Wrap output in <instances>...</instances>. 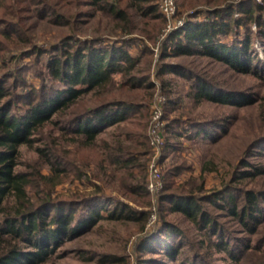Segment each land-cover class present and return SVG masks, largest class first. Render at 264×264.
<instances>
[{"label":"trees","instance_id":"16d2710c","mask_svg":"<svg viewBox=\"0 0 264 264\" xmlns=\"http://www.w3.org/2000/svg\"><path fill=\"white\" fill-rule=\"evenodd\" d=\"M23 1L0 0V68H8L0 78V264H54L65 241L99 223L118 221L138 223L142 235L135 247L138 252L158 251L174 264L178 259L191 263L185 254L188 248L174 240L182 237V228L167 218L171 213H179L200 233L202 238L186 243L196 247L199 251L193 254L203 260L209 255L200 249L210 248L224 254L219 258L223 264H244L242 259L249 254L264 264V92L223 84L187 64L164 61L208 58L264 85V58L254 45L255 38L264 43L263 6L254 0L242 1L236 8L222 6L226 0H198L210 5L206 18L190 15L183 27L161 42L157 76L172 73L184 78L186 91L181 94L170 80L161 81L167 95L161 159L169 156V160L163 166L157 222L148 232L149 209L133 203L147 207L151 201L146 185L154 84L140 65L149 62L145 56L152 52L143 44L134 55L130 47L140 39L136 35L154 43L165 28L158 0H68L71 14L57 10L53 0H37L35 9L43 11V18L51 15L55 24L69 26L47 48L30 36ZM175 2L185 10L193 7L191 0ZM97 14L111 24L102 31H109L113 40L98 28L83 34L84 17ZM45 54L37 86L26 82L21 69H13L21 58L33 56L38 64ZM137 90L146 92L143 100L119 97ZM183 98L191 102L189 109L206 102L235 112L192 117ZM250 107L257 112L255 120L245 119L249 134L240 153L228 160L221 182L206 187L207 176L219 173V167L201 155L198 175L186 174L191 169L184 156L186 142L220 145L233 136L237 112ZM47 126H52L49 135L36 138ZM22 145L36 153L40 164L35 171L19 168ZM86 152L89 160L84 158ZM67 181L75 187L59 194L57 186ZM106 186L113 187L116 195ZM111 199L116 200L112 207ZM207 205L218 209L220 217L234 220L238 231L248 236L237 238L233 246L225 236V222ZM117 260L114 254L98 258L100 263Z\"/></svg>","mask_w":264,"mask_h":264},{"label":"rangeland","instance_id":"374dc122","mask_svg":"<svg viewBox=\"0 0 264 264\" xmlns=\"http://www.w3.org/2000/svg\"><path fill=\"white\" fill-rule=\"evenodd\" d=\"M242 1L248 0H226L222 6L227 7L229 4H233L232 6L238 5V3ZM37 0H24L22 4H27V9L23 13V20L24 23L28 27V32L30 36L36 41L37 45L42 46L43 48H47L51 42L57 41L59 37L67 33L69 31L68 25H58L51 20V15H46L44 18L41 16L43 11L35 9L38 8L36 5ZM254 2L260 4L264 8V0H254ZM192 8L183 9L176 4L177 10L176 14L168 20V25L173 26L178 20L183 19L186 23L187 19L190 15L196 13V19H204L206 18V9L209 8V4L200 3V1L191 0ZM53 5L63 13H72L73 7L68 3V0H53ZM87 9L86 7H82ZM233 16H238V13L233 10ZM46 14H50L48 11ZM262 18H264V10L262 12ZM86 23L82 26V31L84 35H91L93 34L94 28H98L102 31V29H107L111 27V24H107V20L100 15H96L94 18L92 17H84ZM167 23V22H166ZM184 23V24H185ZM184 26V25H183ZM181 26V27H183ZM179 27V28H181ZM164 29V28H163ZM251 29L256 31L258 27L255 24H251ZM176 29H172L168 31L165 35L163 30L158 36L157 41L151 43L146 41L140 35H136L138 38H142L130 47V52L134 55L139 54V48L143 47V44H147L149 50L152 52L151 55H146L145 58L149 60L148 63L142 62L141 68L146 69L147 75L149 79L154 84L153 88V95L151 98V107L149 108V112H151L152 107L154 106V102L156 100V96L162 95L165 98L167 95L162 90L161 81L162 80H170L173 83L174 90H178L181 94H184L186 91L185 86V79L181 77H177L172 73H168L164 76H157V70L160 68L161 65V42L165 37L172 31ZM165 31V30H164ZM105 32L104 36L110 37V40L113 36L112 34L108 33L109 31H102ZM107 33V34H106ZM163 33V34H162ZM164 36V37H163ZM113 40V39H111ZM106 44H111L110 41H105ZM121 43V42H120ZM254 45L258 53L261 57L264 58V43L255 38ZM15 54V51L10 52L9 55ZM18 53H16L17 55ZM46 54L42 56L40 62L36 64L34 58L24 57L19 59L16 65V68L13 69H21L23 72L22 77L26 78V82H32L34 86H37L40 83L41 78L38 76L39 72H41V64L44 59H46ZM149 56V57H148ZM31 59V60H30ZM166 62H173V63H184L190 67L197 68L201 72L213 77L214 79L218 80L223 84L232 85L239 88H248L251 91L256 92H264V85L262 81L251 77L249 75H236L229 71L226 66L220 62L212 61L208 58L198 57V56H180L178 58H170L167 57L164 59ZM25 64H28L29 67H26ZM1 67V65H0ZM39 67V68H38ZM8 68H0V78H3L5 71ZM38 73V74H37ZM119 78V77H117ZM7 80H12L11 77H8ZM115 92V91H113ZM117 95V93H114ZM135 94V96H134ZM146 94L145 91L137 90L134 93H120L119 97L129 98V100H143V97ZM122 95V96H120ZM118 96V95H117ZM167 99V98H166ZM166 101L163 104L162 114L164 112V106ZM90 103H87V105ZM182 104L186 106V110L188 115L192 117L196 116H208V115H218L224 112L231 110L226 106H217L211 103H200L189 109L187 107L191 106V102L189 99L183 98ZM190 111V112H189ZM231 112H235V110H231ZM239 115V120L237 121L236 126L232 128L233 136L229 138H225L220 145H209L207 147L202 146L200 143L197 145L190 146L189 141L186 142L187 147L184 150V156L186 157L187 164L191 166L189 171H185L186 174H192V177H195L199 173V163H200V155L205 156L206 160L209 158L213 160L214 164L219 167V173L211 174L207 176V183L206 187H212L213 185H218L221 182L222 177L226 174V170L229 168L228 160H233L237 154L240 153L242 143L246 140V136L249 134L247 127L245 125L246 121H254L256 117V111L254 108H246L241 109L237 112ZM243 116V117H242ZM163 117V116H162ZM151 120V119H150ZM164 125L161 129V133L163 136V129L165 126V119L163 118ZM151 124V122H150ZM52 126H47L44 128L40 133L35 135L36 138L44 139L50 133V129ZM150 125L148 128L149 137L151 133H149ZM165 137L163 136V140ZM50 140V138H48ZM53 140V139H52ZM165 141V140H164ZM35 144H38L37 142ZM151 146V144H150ZM192 147V148H191ZM162 151L163 148L159 149V157H155V152L151 146V154L148 160V169L151 163H156L158 166V170L160 172V176L162 178L163 174V166L168 162L169 156L162 160ZM90 153H84V158L89 160L91 158L89 156ZM20 162L19 168L26 169L29 168V171H35L36 168L39 167V160L37 159L36 153L31 147H27L25 145L20 146ZM148 179H153L148 174ZM264 182V179L262 180ZM163 184V181H162ZM86 189L90 190L91 186L89 184H85ZM75 185L70 182H64L63 185L57 186V190L59 194H66V192L74 188ZM106 190L114 192V188L111 186H106ZM161 191V190H160ZM160 191L157 192L155 190L149 191V198H150V205L147 207H143L142 205H137L133 203L134 206L137 208H148L150 211V216L148 222L146 224V230L150 232L153 229V226L157 222V212H158V197ZM115 194V192H114ZM116 195V194H115ZM117 198V197H116ZM120 199V197H118ZM110 206L112 207L116 200L111 199ZM208 206V205H207ZM209 207V206H208ZM212 214L216 215L217 217L223 216L219 210L209 207ZM219 213V214H218ZM167 218L179 225L182 228V237L176 236L174 240H181L188 249L185 251V254L188 255L187 258L191 259V263L185 262V259H178L175 262H179L177 264H223L222 260L219 259L224 254L215 253L212 249L204 248L200 249L201 252L205 254L208 253L209 257L203 258L198 257L193 254L195 251H199L193 245H189L186 243L187 239H200L202 238L200 233H197L193 225L187 221L184 217H182L179 213H171L167 215ZM222 222H225V236L231 240L232 245L237 244V238L241 239L242 237L248 236L247 232L238 231L239 225L234 222V220L230 219L229 217H220ZM100 225H96L92 230L86 229L78 234H76L72 239L67 240L63 243V245L58 250L57 254L60 256L56 259L54 264H174L172 261H168L165 259L163 253H159L158 251H141L138 252L135 248L137 244L140 243L141 240V232L138 223L135 222H103L99 223ZM240 232V233H239ZM258 235H255V239L257 240ZM186 243V244H185ZM107 254H114L117 256L118 260L115 262H106L100 263L98 258H103ZM89 256V257H88ZM91 257V259H89ZM245 257V256H244ZM249 258H243L242 263L244 264H259L260 259L257 258L254 254H249ZM144 259V261H143Z\"/></svg>","mask_w":264,"mask_h":264},{"label":"built area","instance_id":"2783aa9c","mask_svg":"<svg viewBox=\"0 0 264 264\" xmlns=\"http://www.w3.org/2000/svg\"><path fill=\"white\" fill-rule=\"evenodd\" d=\"M158 8L159 11L166 18V22H167L165 28L163 29L164 35L168 31L172 29H178L179 27L184 25L185 22L183 19L178 20L173 26L168 25V20L173 18V16L176 14L177 7L175 0H158ZM165 100L166 98L162 95L156 96L154 106L152 107V110L150 112L151 124H150L149 133L152 132L150 136V144L155 152V157H157V159L159 157L158 151L164 145L161 129L164 125L162 110ZM148 174L153 178V179H148L147 181L146 187L148 191L155 190L159 192L162 189L163 184H162V178L160 176V172L158 170V166L156 165L155 162L150 164L148 169Z\"/></svg>","mask_w":264,"mask_h":264}]
</instances>
